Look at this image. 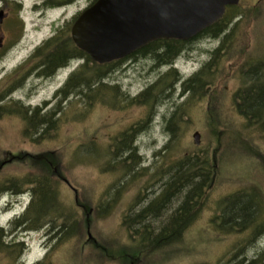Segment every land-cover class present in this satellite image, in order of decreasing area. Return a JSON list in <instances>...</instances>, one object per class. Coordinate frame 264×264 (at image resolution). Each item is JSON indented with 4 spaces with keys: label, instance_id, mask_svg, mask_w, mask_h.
Masks as SVG:
<instances>
[{
    "label": "rangeland",
    "instance_id": "obj_1",
    "mask_svg": "<svg viewBox=\"0 0 264 264\" xmlns=\"http://www.w3.org/2000/svg\"><path fill=\"white\" fill-rule=\"evenodd\" d=\"M63 1L69 4L47 8L44 6L46 0H0V11L6 15L0 25V40L4 45L0 50V90L11 71L21 64L26 66L25 61L37 64L32 57L46 41L56 36L57 28L67 24L72 28L76 19L94 2ZM16 2L21 8L19 17L14 6ZM18 18L24 23L23 36L3 54L5 48L19 38L21 27ZM225 23L228 28L224 37L209 38L208 43L201 47L190 45L185 49L177 63L180 81L158 102L152 99L156 96H150V101L143 102L141 95L158 82L160 72L169 74L173 69L170 65L160 68L161 65L157 66L151 57L141 59L137 56L125 63H113L114 71L104 83L110 92L111 88L119 87L116 96H102L98 101L93 100L91 106L87 98L69 94L62 110L53 118L56 127L40 142L24 136L26 125L20 116L6 115L0 119V186H9L12 180L21 182L29 176L30 168L25 163L28 156L55 153L58 160L55 167L62 175L52 179L57 183V200L71 210L80 226L76 237L60 243L53 250L47 229L10 236L8 232L12 222L28 207L31 195L29 192L20 197L10 193L1 195L0 230L8 236L2 239V243L21 242L25 245L18 264H36L47 253H51L53 264H128L131 260L132 264H229L235 253H240L238 259H251L264 249V235L250 244V231L225 236L218 233L217 228V216L222 211L221 202L225 198L244 192H259L264 197V136L253 126L247 129L232 107L233 94L241 86L240 79L227 69L224 73L226 80L219 83L218 77L211 89L220 97H208L196 103L189 102L191 95L183 94L181 86V82L203 70L228 34L233 38V48L243 57H250L247 61L264 62V0H241L237 7L229 9ZM228 49L225 47L224 51ZM235 61L236 58L226 60L224 64L229 68ZM76 65L78 63L71 64L51 79H31L27 91L33 88V81L43 84L36 89L38 93L34 96L5 97L0 104L14 106L19 102L18 106L26 110L45 107L47 103L44 114H48L57 109L62 96L56 97V94L81 66ZM168 74L165 80L170 85L173 79ZM179 108L188 117L187 123L181 124L177 140L171 144L166 127L171 126L172 115ZM238 131H244L247 138L250 136L244 141L247 149L239 147L236 142ZM195 132L201 134L199 146L194 144ZM121 135L124 139H132L136 135L139 160H135L139 164L128 163V155L125 154L112 159L110 153L120 146L121 142L117 140ZM34 137L35 140L38 138ZM166 146L170 147L168 151L164 150ZM195 148L210 155L219 148L213 186L197 220L175 247L157 253L146 250L133 259L127 258L124 252L134 254L137 250L139 236H135L134 231L146 227L157 234L181 199L171 200L168 208L164 206V213L154 227L131 225L130 213L147 205L146 202L142 204L146 196H150L148 200L156 195L158 198L174 178L176 155ZM99 152L102 153L100 157ZM146 184H153L150 189L153 191H143ZM1 250L4 252H0V264H12L16 252L6 257V249Z\"/></svg>",
    "mask_w": 264,
    "mask_h": 264
},
{
    "label": "trees",
    "instance_id": "obj_2",
    "mask_svg": "<svg viewBox=\"0 0 264 264\" xmlns=\"http://www.w3.org/2000/svg\"><path fill=\"white\" fill-rule=\"evenodd\" d=\"M67 4L69 3L63 0H46L44 6L54 8ZM19 5L17 2L14 4L18 17L21 9ZM18 19L21 27L19 29V38L11 42L5 48L6 50L3 51V54L5 51L14 47L23 36L24 23L20 18ZM226 19L227 14L220 21L205 30L203 34L213 39L223 36L228 28V24L225 23ZM70 25L67 24L65 27L57 28L56 36L46 41L32 57V59L37 61L38 66L49 63L50 65H55V69L67 67L73 60L83 61V64L70 76L68 83L60 91L62 97L60 98L57 109L48 114H44L42 113V109L46 107L47 103H45V107H37L36 109L29 107L26 110H22L18 106V104H21L19 102L15 103L14 106H10V103L0 104V119L6 115L20 116L26 125L24 128V136L31 137L33 141L38 140L40 142L51 129L56 127V122H54L53 118L56 113L62 110L63 103L69 94L74 93L79 98H87L89 105H91L93 100L98 101V98H102V96H116L119 93V87L111 88L110 92L107 89L108 86L104 83L114 71L113 63L104 65L97 64L89 55L78 49L70 36ZM225 39L223 45L212 53V58L203 70L181 82L183 94L191 95L189 97V102L191 103L201 102L208 97H220L218 94L214 95L215 91L211 89L214 87V81L218 77L219 83L226 80L224 73L228 69L229 73L238 77L241 82L240 89L232 97L234 111L239 114L247 129L253 126V128L258 129L260 135L264 136V62L258 61L253 63L252 61H247V59H250L249 56L243 57L239 51L237 52L233 48L234 44L231 35H226ZM225 47L229 48L226 52L224 51ZM184 51V48L176 44L156 41L138 51L136 54H144L148 58L151 57L156 65H162L171 64ZM235 58L236 61L231 62L229 68H227L224 62L226 60L232 61ZM170 74L173 83L169 85V82L165 80L166 75L161 77L157 83L149 87L141 95L144 98L143 102L150 101L152 96H156L152 97V99L158 102L165 92L174 88L181 77L176 70H171L168 76ZM4 99L5 97H0V103ZM215 102H218V99H215ZM210 117L212 116L210 115ZM187 118L181 108L173 113L170 120L171 126L166 127L171 144L177 140V131L181 129L182 123H187ZM172 124L174 127H172ZM247 129L244 131H247ZM244 131H238V135L234 132L232 133L236 135L235 138L239 147L243 146L244 149H247L244 141L250 139V136L248 135V138L245 137ZM34 136L38 138L35 140ZM237 136H241V138ZM135 137L136 135H133L132 139H124V136L121 135L117 140L121 142L120 146L116 148V151L112 150L110 153L112 159L115 160L125 154L128 155L126 157L128 163L134 162L135 165L139 164L135 160H139L138 149L135 146ZM169 148V146H166L164 150L168 151ZM217 152H219V148L215 150L213 155H210L209 152H202L200 148H195L180 152L179 155H176L178 156V160L174 165V178L167 183L165 191L151 203L150 208L158 209L157 215L160 217L163 213L162 207L165 206L168 208L171 200L181 199L179 206L167 219L168 224L166 223L158 230L157 234H154L155 231L151 228L147 230L146 227L135 230V236H139L137 250L134 253L135 255L124 252L127 258L133 259L134 256L144 254L146 250L155 253L157 251H166L173 246L175 247L183 240L185 233L200 215L204 202L212 189L217 169ZM106 153L109 154L108 151ZM98 155L100 157L102 153L99 152ZM55 156V153L28 156L25 163L30 168L29 176L23 178L21 182L12 180L9 186L5 184L0 186V196L10 193L20 197L26 192H29L31 195L28 207L20 217L12 222V227L8 234L15 236L20 232L30 233L40 229H47L50 235L49 242L51 243L52 247H50L52 250L60 243L76 237L80 229L78 222L71 215V210H67L65 204L61 200H57L58 188L57 183H54L53 180L54 176L56 177L57 175L58 177L62 175L55 167L58 163ZM55 181L58 182V180ZM221 205H223L222 211L217 216V220L219 221L217 224L218 233L229 236L250 231L252 235L250 244L264 235V197L262 193H235L225 198L221 202ZM3 232L1 229L0 252H4L1 248L6 249V257L12 256L16 252L12 264H18L22 259L25 245L21 242H10L8 244L4 242L3 244L2 239L8 237ZM151 235L156 236L152 237ZM50 254L47 253L45 258L36 264H53L50 260ZM238 256H240V253L239 255L235 253L229 261V264H264V249L251 259H247V257H240L238 259ZM128 264H132V260Z\"/></svg>",
    "mask_w": 264,
    "mask_h": 264
},
{
    "label": "water",
    "instance_id": "obj_3",
    "mask_svg": "<svg viewBox=\"0 0 264 264\" xmlns=\"http://www.w3.org/2000/svg\"><path fill=\"white\" fill-rule=\"evenodd\" d=\"M239 4L240 0H96L76 19L71 38L95 63L109 64L158 40L189 41L220 21L228 7ZM5 16L1 10L0 25ZM193 139L201 144L199 132Z\"/></svg>",
    "mask_w": 264,
    "mask_h": 264
},
{
    "label": "flooded vegetation",
    "instance_id": "obj_4",
    "mask_svg": "<svg viewBox=\"0 0 264 264\" xmlns=\"http://www.w3.org/2000/svg\"><path fill=\"white\" fill-rule=\"evenodd\" d=\"M227 11H228V9H227ZM162 41L170 42V43L176 44V45L186 49L190 45H194L197 47H201V46L205 45L209 41V36L202 33V34L198 35L197 37H195L189 41H180V40H162ZM2 47L3 46L0 45V50L2 49ZM137 56H140L141 59L142 58H145V59L148 58V56H146V55L144 56V54H136L135 53V54H132V55L128 56L127 58L120 60V61H117V62L125 63V61H131L134 57H137ZM117 62H114V63H117ZM24 64H26V66L22 67V64H21L8 74V76H10V77L7 78V80L4 82L5 83L4 87L0 90V97H32L35 95L34 93H36V89H38L39 86L43 85L41 83H37L36 81L53 78L56 75L57 70L59 69V68L55 69L56 68L55 65H50L49 63L38 66L35 63L32 64L30 61L29 62L25 61ZM167 65L168 64H162L160 66V68L161 67L163 68ZM157 66H159V65H157ZM167 74H168V72H166V73L160 72V78L167 75ZM0 76H1V73H0ZM34 78L36 79V81H33L31 83V87H33V88L30 91H27L26 87L29 85V81L31 79H34ZM68 81H69V79H68ZM68 81H66L65 84H67ZM61 96H62V94L60 93V90H59L56 94V97H61ZM44 112H45V108L42 109V113H44ZM131 181L132 180H130V182ZM153 186H154L153 184H146V185H144L143 191L147 190V193L149 191H153V190H150L151 188H153ZM162 188H163V186H162ZM163 192L164 191H162V193ZM141 193H142V190H141ZM156 196L154 198H152L151 200H148L150 196H146V198L144 199V201L142 203V204H144L146 202L147 203L146 206L142 205V208L139 211L131 212L133 209L130 211L131 213H130L129 220L131 221V225H134V226L148 225L151 227L155 226V224L157 223V220L159 218L157 215L158 209L150 208V205L153 201H155V199H157ZM164 209L165 208L163 206L162 207L163 213H164Z\"/></svg>",
    "mask_w": 264,
    "mask_h": 264
},
{
    "label": "bare ground",
    "instance_id": "obj_5",
    "mask_svg": "<svg viewBox=\"0 0 264 264\" xmlns=\"http://www.w3.org/2000/svg\"><path fill=\"white\" fill-rule=\"evenodd\" d=\"M60 69V68H59Z\"/></svg>",
    "mask_w": 264,
    "mask_h": 264
}]
</instances>
